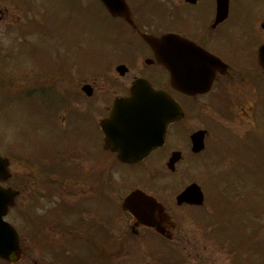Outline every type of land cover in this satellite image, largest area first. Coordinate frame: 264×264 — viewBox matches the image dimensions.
Here are the masks:
<instances>
[{
	"label": "rangeland",
	"instance_id": "374dc122",
	"mask_svg": "<svg viewBox=\"0 0 264 264\" xmlns=\"http://www.w3.org/2000/svg\"><path fill=\"white\" fill-rule=\"evenodd\" d=\"M78 1L0 0V150L2 154H11V169L14 173V177L3 184L22 190L24 183L21 177L23 173H27L31 175L30 184L33 185L29 186L28 193L23 191L7 215V219L18 228L24 242L25 256L17 264H51L53 253L44 251L43 243L49 236L54 244V220L48 214L50 220L47 221V215H44L48 211L52 212L51 209L61 201H83L80 197L82 189H78L81 193L72 199L57 192L50 198L41 197L38 200L37 193L40 194L42 189L34 176L37 171L23 155L33 149L32 144L37 138L33 135L38 128L50 130L47 108L49 91L42 96L39 95L40 90L54 89L58 92L60 89L65 93L64 89H72L77 93L83 76L101 73L103 61L106 58L114 61L116 49L122 45V41L120 45H117L116 40L113 43L110 41L111 36L117 38V33L108 31L109 27H116V21L100 25L97 12L102 9L94 4L96 0ZM132 2L134 5V0ZM136 2L141 5L149 1ZM143 5L147 6L144 12L150 14L153 3ZM85 6L86 9L93 7L87 12ZM26 22L28 24L24 27ZM101 22L103 23L102 19ZM59 51L60 67L54 56ZM66 54H71L72 58H66ZM65 60L67 64H64ZM50 72L53 75L45 78ZM217 100L209 102L212 109L205 113L202 111L203 116L197 108H189V129L204 125L209 131L207 149L201 158L187 157L175 174L169 172L165 165L157 167L159 172L165 174L161 182L166 188L157 187L158 184L154 182L144 183L147 185L141 182L147 178L145 173L149 175L155 170L150 169L151 166L148 170H142L140 167L109 165V177H113L110 189L113 202L108 204V229L110 233L112 231L118 235L127 233L126 242L119 239L109 242V264H264V151H261L264 148V111L260 112L259 107L257 114H254L253 123L249 124L241 119L239 111L235 114V119L226 115L222 106L227 97L222 102ZM56 103L57 100L54 104ZM90 103L92 114L99 112L101 100L95 98ZM63 108L57 111L59 115H63ZM40 112H46L47 115L43 117ZM51 112L53 116L57 113L53 109ZM188 134L189 131L183 134L185 140ZM251 147L255 152L249 150ZM235 150L238 154L246 153L245 158L247 155L251 157L249 162L238 161ZM77 167L75 164V168ZM93 169L99 170V167L94 165ZM192 180L200 184L202 182L209 209L177 210L172 204L170 222L179 223L184 233L186 228L193 229L194 234L190 232L185 235V240L181 243L171 242V248L167 250L164 246L152 244L150 237L128 239L131 234L127 231L132 219L127 213H123L121 218L119 214H115V200H121L134 187L147 188L149 185L153 192L172 203L176 193ZM31 188H37L35 193L31 194ZM55 188L58 189V185ZM28 201L29 206L33 204L34 213L38 214L32 219V223L37 222L38 225L31 226L36 227V233L34 234L33 229L31 238L26 236L27 227H31L23 216L25 208L27 214H31ZM176 213L181 216L177 217ZM77 214L73 216H78ZM66 218L67 222L71 220ZM215 223L219 229L214 227ZM37 227L42 228L39 235ZM161 248L165 251L160 252ZM169 253L170 261H166L165 257ZM0 264L3 263L0 261Z\"/></svg>",
	"mask_w": 264,
	"mask_h": 264
},
{
	"label": "flooded vegetation",
	"instance_id": "af4514ba",
	"mask_svg": "<svg viewBox=\"0 0 264 264\" xmlns=\"http://www.w3.org/2000/svg\"><path fill=\"white\" fill-rule=\"evenodd\" d=\"M156 1V15L160 16L150 21L149 33L155 36L173 33L188 39L212 56L221 59L227 65V71L221 72L222 68L216 66L217 63L212 64L213 70L215 66L217 70L212 88L207 93L188 95L174 89L171 86L170 71L161 64L153 49L140 37L144 30L136 21L137 26L131 31L133 39L128 41V44L126 41V45L121 47L117 55L118 62L111 63L104 75L80 81L82 85L91 84L94 88L93 94L90 96L85 93L71 94L69 104L63 108V115L58 114L59 107L53 110L57 112L54 116L49 112L50 130L42 127L41 147L43 151L44 148L51 147V153L42 151L39 177L43 181L52 178L59 186L60 195L65 194L70 199L79 195L81 191L78 189H82L80 197L83 200L81 203L69 199L68 206L63 205V201L56 205L57 215L53 222L55 253L52 264H109V165L153 166L164 165L167 162L166 159L169 157H166L165 150L167 142L136 164L122 162L117 152L105 146L107 136L100 122L110 116L116 99L128 97L129 88L137 79L149 80L158 88L167 90L181 103L185 116L174 123L182 125L181 129L185 131L193 130L188 129L187 125L188 108H197L203 116L202 111L205 113L206 109L211 108L206 102L227 97L236 102V107L242 115H250L254 113L252 101L256 96L255 88L260 86L261 91L264 89V69L258 62V51L264 44V0H228V13L224 16L218 14L221 0ZM119 64L126 65L125 73L117 72ZM109 80L112 81L113 89L106 87L105 83H110ZM92 98L102 102L99 112L95 114H92L90 109ZM61 125L68 127L63 129ZM173 125H170L168 130L167 141L170 137V143L184 145V150L181 149V160L176 164L180 166L187 157L189 142L181 132L172 135ZM204 127L202 125L197 128ZM75 164L78 165L77 168ZM44 165H48V169H45ZM86 165L89 167H85ZM94 165H97L99 170H94ZM57 166L60 168L56 169ZM65 167L71 174L63 173ZM160 174L161 178L165 176L164 173ZM23 177V181L26 182L24 187L27 188L30 175L24 174ZM164 201L166 211L163 213L155 211L153 218L164 233L156 232V227L145 226L134 217L130 229L136 235L143 234L147 229L152 230L161 236L154 239L155 241L171 248V242L181 243L185 240V235L190 232L194 234V230L186 228L184 233L179 223H171V216L167 212L174 202ZM178 207L183 210L194 206L183 204ZM75 214L78 216H73ZM66 217L71 220L67 222ZM41 229L37 227V235ZM32 231L33 229L28 228L26 235L28 238L33 237Z\"/></svg>",
	"mask_w": 264,
	"mask_h": 264
},
{
	"label": "water",
	"instance_id": "95a60500",
	"mask_svg": "<svg viewBox=\"0 0 264 264\" xmlns=\"http://www.w3.org/2000/svg\"><path fill=\"white\" fill-rule=\"evenodd\" d=\"M102 1L113 15H121L131 21L130 11L125 0ZM147 39L154 46H156L158 40L149 36H147ZM165 52L166 49L162 46L161 55L164 62H166L165 56L167 53ZM196 53L198 56L201 55L200 52ZM188 58L189 61L192 62V57L189 56ZM259 59L261 64L264 66V46L260 50ZM185 64L186 65L177 67L176 71L178 72L179 69H185V66H187L188 63L185 62ZM193 64L194 66L189 64L187 69L197 75L198 73L192 68V66L194 68H201L202 65L198 64V59H194ZM178 75V85L180 88L189 91V89H186V85L181 84L180 74ZM188 85L191 88L190 81L188 82ZM194 87V90L192 89L193 92L197 88L196 85ZM134 89L133 94H145L147 97L141 96V98L116 101L113 111V115L115 116L118 115L125 118L135 119V122L127 125L128 131L123 130V132L130 134L128 139L129 143L119 147V150L122 152L123 159L127 161L140 158L147 154L154 146L159 145L168 123L178 118L182 113L178 104L163 91L156 90L151 86L147 88L135 86ZM146 110H149L150 113L145 112ZM147 117L150 119L152 118L155 121H143V119L145 120ZM203 137L204 133L202 131L197 132L194 135L195 150H200L204 146ZM8 165V158L3 157L0 154V180H6L10 176ZM18 193L19 191L13 189L12 187H3L0 185V255L12 262L18 261L22 256L20 238L16 228L4 217L7 215L9 207L14 204L15 197ZM202 198V193L197 191L195 186L189 187L180 196V199L196 201L198 203L202 202ZM135 201L137 202L135 205L136 209H134L132 205ZM126 206L129 207L138 218L150 224L148 221V213L150 209L155 207V202H153L151 197L145 195L141 191H136L126 199Z\"/></svg>",
	"mask_w": 264,
	"mask_h": 264
}]
</instances>
